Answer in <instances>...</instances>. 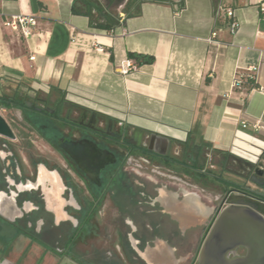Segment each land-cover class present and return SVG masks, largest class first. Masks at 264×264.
<instances>
[{
	"label": "crops",
	"instance_id": "1",
	"mask_svg": "<svg viewBox=\"0 0 264 264\" xmlns=\"http://www.w3.org/2000/svg\"><path fill=\"white\" fill-rule=\"evenodd\" d=\"M85 1L0 0V97L10 90L19 102L26 94L61 97L130 132L166 138L175 154L183 146L195 157L207 151L252 162L264 154L263 0H144L124 12L127 0L109 31L73 12ZM92 1L105 10L110 4ZM218 7L233 12L234 34L222 16L215 19ZM17 14L37 19L41 39L24 42L2 27L5 16ZM128 54L154 62L122 75L125 60L135 64ZM252 69L253 85L233 90L235 76ZM164 194L174 219L185 223L191 207L202 211L199 196L183 186ZM157 241L141 251L135 239L122 237L105 249L109 254L85 255L77 247L66 254L21 239L0 250V264H173L174 255Z\"/></svg>",
	"mask_w": 264,
	"mask_h": 264
},
{
	"label": "flooded vegetation",
	"instance_id": "2",
	"mask_svg": "<svg viewBox=\"0 0 264 264\" xmlns=\"http://www.w3.org/2000/svg\"><path fill=\"white\" fill-rule=\"evenodd\" d=\"M50 98L26 94L20 108L34 115L28 117L14 107V94L0 97V115L14 136L0 135V250L25 239L66 254L84 248L88 255L106 251L95 248L97 239L109 250L114 239L124 237L135 239L141 251L162 240L179 264H197L201 243L222 203L226 208L245 201L264 214V154L259 159L263 174L258 176L239 157L214 160L211 154L195 157L183 149L175 154L170 142L163 146L145 134L134 137V130L61 97L56 109H50ZM32 135L47 154L35 151ZM186 156L195 161L184 166L185 176L201 188L161 182L126 163L132 157L173 166ZM182 186L198 195L203 206L202 211L191 207L193 216L185 223L171 217L164 194ZM237 254L244 255V250Z\"/></svg>",
	"mask_w": 264,
	"mask_h": 264
},
{
	"label": "water",
	"instance_id": "3",
	"mask_svg": "<svg viewBox=\"0 0 264 264\" xmlns=\"http://www.w3.org/2000/svg\"><path fill=\"white\" fill-rule=\"evenodd\" d=\"M136 134L143 136V132L138 129L134 130V137ZM0 135L14 139L1 115ZM149 137L151 143L168 146L169 140L164 137L154 134ZM69 155L75 160L73 154ZM260 157H255L250 162L258 176L263 174ZM258 193L263 197L262 193ZM157 242L166 252L172 254V249L165 242ZM239 249L244 250V255L237 254ZM173 261V264H177L176 259ZM197 264H264V214L259 211V207L239 201L217 213L201 243Z\"/></svg>",
	"mask_w": 264,
	"mask_h": 264
},
{
	"label": "built area",
	"instance_id": "4",
	"mask_svg": "<svg viewBox=\"0 0 264 264\" xmlns=\"http://www.w3.org/2000/svg\"><path fill=\"white\" fill-rule=\"evenodd\" d=\"M259 12L264 17V0L259 4ZM215 19H219L221 16L222 18L227 22L228 29L231 34H234L237 28V23L234 18V14L231 10H225L222 7H218L217 10L214 13ZM2 27L11 33L14 34L15 37L18 39L28 42L29 40H32L34 38L41 39V33L38 31L37 27V19L35 17H29V16H23L20 14L17 15H10L5 16L2 22ZM215 37V33H213L208 40V43H212L213 39ZM35 51L31 52V55L29 57V61L33 62L35 59ZM136 68L135 64L130 60H125L119 67V71L122 75H126L132 71H134ZM246 79L254 80V70H250L248 74H238L234 78V82L232 85L233 90L235 91H242L243 88V81ZM244 126V124H242ZM207 158L210 157V153L206 155ZM126 163L130 167L139 168L143 170L147 175L161 178V179H168L177 183L183 184L184 182H181L180 179H176L174 177H171L169 175H166L162 169L159 166L153 165L149 160L147 159H135L132 157H129L126 160ZM185 186L189 187L190 189H196V187L189 183H184ZM226 203H222L221 210L225 208ZM220 210V211H221Z\"/></svg>",
	"mask_w": 264,
	"mask_h": 264
},
{
	"label": "trees",
	"instance_id": "5",
	"mask_svg": "<svg viewBox=\"0 0 264 264\" xmlns=\"http://www.w3.org/2000/svg\"><path fill=\"white\" fill-rule=\"evenodd\" d=\"M141 1H144V0H129L128 3L125 5L124 12H127L129 10V7H131V3L133 2L138 3ZM181 6H182V2L180 1V7ZM109 8L110 7H108L105 10L100 5L97 6L94 3V1L87 0L84 2V8L82 10H77L75 7H73L72 10L74 13L82 14L88 17L92 28L109 31L117 25V15L112 14ZM135 11H136V14L139 13V9L137 7H135ZM128 58L134 60L136 66L151 65L154 62V59L152 57L141 55V54H128ZM243 85H246V86L253 85V80L246 79L243 81ZM6 104H9V101H7ZM13 104L15 108H20L23 105V103L19 101H14ZM182 149L187 154L191 153V150L186 149L185 146H183ZM207 154H208L207 151L203 153V155H207ZM212 154L213 153H211V155ZM261 197L262 196H260V198Z\"/></svg>",
	"mask_w": 264,
	"mask_h": 264
},
{
	"label": "rangeland",
	"instance_id": "6",
	"mask_svg": "<svg viewBox=\"0 0 264 264\" xmlns=\"http://www.w3.org/2000/svg\"><path fill=\"white\" fill-rule=\"evenodd\" d=\"M102 1V0H101ZM110 1V4H109V7H110V12L112 13V14H114V15H117L118 14V8H119V6L120 5H122V4H124L125 3V1H127V0H109ZM129 1V0H128ZM105 2V0H103L101 3H104ZM8 97H10V96H12L13 95V91H9L8 92ZM23 100H24V98H22ZM57 105H58V98L55 96H51V98L48 100V102H47V107L48 108H50V109H56V107H57ZM20 109V111L21 112H24V115L26 116H28V117H32V116H34L31 112H25V111H23L24 109L23 108H19ZM18 117H19V115H18V113L16 114ZM32 137V140L34 141V148H35V151L36 152H38V153H40V154H43L44 155V153L45 154H47V152L45 151V149H44V146H43V144L42 143H40V141L38 140V138H37V136H35V135H32L31 136ZM203 155V154H202ZM213 155V157H214V160H217V158L218 157H224V156H221V155H219V154H212ZM203 158H204V156H202ZM193 161H195V159H193V158H188L187 156H186V158L181 162V161H179L178 160V162H177V164H174L173 166H168V165H164V164H162V163H159L158 161L156 162V161H154L153 162V165H155V166H159L161 169H162V171L166 174V175H169V176H171V177H174V178H176V179H185V178H187V179H189V181H190V178H188L187 176H185V172L183 171V169H184V166H186V165H190V164H192L193 163ZM227 180H233L234 181V179H232L231 177H229L228 175H225L224 176ZM192 180V179H191ZM161 182H163V181H168V179H161L160 180ZM195 182H193V183H191V185L193 186H195L196 188H201V184H199L196 180H194ZM203 187V186H202ZM206 189L207 188H211V187H207V186H204ZM250 188H252L253 190H256L254 187H250ZM259 192V191H258ZM216 193H218L217 191H215V194ZM261 193V192H260ZM106 223H107V221H105ZM102 245H104V243L102 242H100L99 243V245L97 244V243H95V248H100V247H102L103 249H106L107 250V246H102ZM84 248H79V251L80 252H82L83 253V250ZM83 250V251H82ZM85 251H87V252H90L88 249L87 250H85ZM100 254H102V253H100ZM115 254H116V258L118 259V260H120L121 258L118 256V254L115 252ZM99 258V260L101 259H103V257H101L100 258V256L98 257ZM98 258H96V262L98 261ZM125 259V258H124ZM127 259V258H126ZM125 259V261H128V260H126Z\"/></svg>",
	"mask_w": 264,
	"mask_h": 264
},
{
	"label": "bare ground",
	"instance_id": "7",
	"mask_svg": "<svg viewBox=\"0 0 264 264\" xmlns=\"http://www.w3.org/2000/svg\"><path fill=\"white\" fill-rule=\"evenodd\" d=\"M45 181V180H44ZM44 186V185H43ZM165 205V204H164Z\"/></svg>",
	"mask_w": 264,
	"mask_h": 264
}]
</instances>
